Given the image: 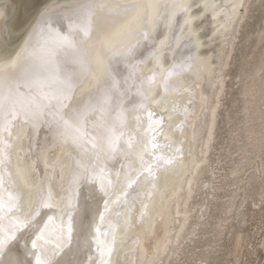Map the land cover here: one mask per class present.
<instances>
[{
  "label": "bare ground",
  "instance_id": "bare-ground-1",
  "mask_svg": "<svg viewBox=\"0 0 264 264\" xmlns=\"http://www.w3.org/2000/svg\"><path fill=\"white\" fill-rule=\"evenodd\" d=\"M74 2L75 0H0V73L9 74L4 88L0 90L4 95H8L9 91L13 95L17 92H29V88L23 84L22 73L30 66V62L21 67L13 61L15 53L20 51L30 36L36 57L42 55L41 31H46L48 25L40 19V12L51 9L59 20L71 11ZM156 2L166 3L169 0ZM184 2L191 6L188 10L190 18L186 20L180 15L174 18L175 73L170 78L171 87L168 91H165L159 82L160 77L154 76V73L173 66L172 52L165 51L160 57L153 59L147 49L142 48L138 59L131 63L113 65V75L119 81L120 91L113 101V108L104 116L109 122L116 123L119 139L115 150L106 151L97 160L93 152L98 149L93 144L99 145L105 133L103 129L94 128L92 122L87 124V134L82 137L83 144L78 146L72 143L71 138L67 143L54 140L48 125L43 122L32 124L25 122L23 116L9 114L10 123L5 128L0 118V148L6 149L7 153L5 165L0 166V201L5 205L10 196L15 198L17 184H26L33 193L43 186L46 193L51 192L56 202L64 201L67 204L72 201L77 189L71 184L70 177L78 159L89 165V180L99 187L101 180L115 183L119 178L123 183L127 175H138L136 170L140 167V160L135 153L144 148L145 142L146 159H152L153 153L162 158L160 167L155 169L148 181L139 187L133 185L132 189H127V197H121L118 203L110 206L103 222L99 217L96 218V226L101 229L96 237L100 247L98 249L96 241H93L90 250V256L96 264H176L185 249L189 253L193 252L195 247L191 248L187 244H192L198 227L208 225L204 218L208 213L209 202L214 203L216 199L222 202L225 197L226 177L223 173L220 174L223 168L212 167L214 163L220 164L221 160L219 158L212 163L210 153L214 151L215 127L222 106L225 69L233 48V42L224 38L233 25L234 31H237L241 18L237 19L238 14L233 13L232 5L237 0ZM205 5L210 7L206 8ZM205 18L210 19L206 23L210 28L208 39L203 42ZM53 27L59 31H67V22H57ZM161 31H165L163 26L155 33L157 41L164 38L160 35ZM201 31L203 35L200 34ZM165 35L171 39V33L165 31ZM216 41L219 44L215 45L216 52H212L209 48ZM128 42L125 29L117 27L112 30L104 52L107 54L110 49L122 47ZM180 44L185 46L179 47ZM204 48L208 50L204 51ZM189 55L194 63L184 62ZM58 60L60 77L75 79L81 75V67L72 56H60ZM91 70L95 76H89L81 87L74 89L66 101L69 107L87 104L89 94H93L94 99L98 96L97 89L101 87L103 80L97 78L100 71L95 57L91 60ZM32 91L35 92V89ZM118 112L123 113L122 124L116 121ZM100 115L95 114L90 121L99 120ZM104 143L107 148L106 141ZM169 159L171 163L167 162ZM93 168L95 172L92 171ZM204 173H209V179H212L204 181ZM231 174H236V171L233 170ZM218 180L220 186L215 187ZM207 182L209 185H206ZM218 191L219 198L216 196ZM237 192H233L230 200ZM196 198L199 201L196 202ZM82 199L88 204L87 190L82 193ZM100 203V198L93 195L87 220H91ZM215 205L212 207H217ZM232 207L231 202L229 206L221 203L219 212L222 216L217 224V237L220 240L226 231L227 218H223V215L230 212ZM29 209L30 204L26 200L23 209L25 214ZM14 211L17 215L20 214L19 210ZM43 212L47 215L41 218L40 223L41 227L47 224L49 239L46 247L51 250L50 254L56 253L53 258L60 260L61 264L88 259L89 253L78 254L75 243L70 251L59 248L62 228L60 208L44 209ZM48 215L52 216L51 221L48 220ZM29 235L30 233L25 234L24 239ZM190 235L191 240L188 241ZM199 235L207 234L198 232L197 236ZM22 245L23 240L9 241L4 253H0V264H9L13 259L24 260Z\"/></svg>",
  "mask_w": 264,
  "mask_h": 264
},
{
  "label": "snow or ice",
  "instance_id": "snow-or-ice-1",
  "mask_svg": "<svg viewBox=\"0 0 264 264\" xmlns=\"http://www.w3.org/2000/svg\"><path fill=\"white\" fill-rule=\"evenodd\" d=\"M244 6L243 0H237V3L232 5L233 13L238 14V10ZM190 7L184 0H169L166 3H157L156 0H75L71 11L59 20L51 9L42 10L40 19L48 25L46 31H41L42 55L36 57L30 36L20 51L15 53L13 61L21 67L30 62V66L22 73L23 84L29 88V92H17L13 95L9 91L8 95H4L0 91V118L4 127L6 128L10 123L9 114L23 116L25 122L47 124L54 140L67 143L71 138L72 143L79 146L83 144L82 137L87 134V124L92 122L94 128L103 129L105 133L99 145L93 144V147L98 149L97 152H93L97 160L106 151L115 150L119 139L116 134V123L109 122L104 116L113 108V101L120 91L119 81L113 75V65L131 63L138 59V53L142 48H146L153 59L160 57L165 51L172 52L173 66L165 68L163 72L154 73V76L160 77L159 82L165 91H168L171 87L170 78L175 73L174 18L177 15L186 20L190 18L188 16ZM205 7L210 6L205 5ZM60 21L67 22V31H59L53 27ZM161 26L166 32L171 33V39L165 35V31H161L160 35L164 38L157 41L155 33L161 29ZM117 27L125 29L129 42L122 47L112 48L105 54L104 46L109 43L110 34ZM69 55L81 67V75L75 79L62 78L58 74V58ZM93 57L99 65L100 75L97 78L103 80L101 87L97 89L98 96L94 99L93 94H89L87 104L69 107L66 101L69 100L74 89L81 87L89 76H95L91 70ZM184 62L194 63L190 55ZM8 75V73H0V90L4 88ZM32 89H35V92ZM66 108L69 110L65 111ZM97 113L101 114L100 119L90 121V118L95 117ZM123 120V113L118 112L116 121L122 124ZM128 146L131 148V143ZM121 151L123 152V149ZM135 154L140 160V167L136 170L138 175H127L123 183L119 178L115 183L111 180L106 182L101 180L99 187L89 180V165L78 159L70 177L71 184H74L77 190L73 193L72 201L67 204L64 201L56 202L51 192L46 193L43 186L33 193L26 184H17L15 198L10 196L7 205L0 201V253H4L9 241L23 240L25 259H13L9 264H61L60 260L53 258L56 253L50 254L51 250L46 247L49 239L47 224L41 227L40 223L41 218L47 215L43 210L56 207L60 208L62 213L59 248L70 251L75 243L79 255L89 253V256L85 260L77 259L73 264H96L90 256L92 242L96 241V237L101 232L96 226V218L99 217L103 222L110 206L118 203L121 197H127L129 195L127 189H132L133 185L139 187L140 184L148 181L155 169L163 162L155 153L152 154V159L145 158L146 142L144 148L136 151ZM6 160V149L0 148V166H4ZM167 162L171 163V160ZM92 171L95 172V168ZM85 190L89 192L88 204L82 199ZM93 195L99 197L101 203L89 221L87 216ZM26 200L30 204V209L25 214L23 209ZM62 204L65 206L61 207ZM14 209L19 210L20 214L17 215ZM47 218L51 221L52 216L48 215ZM29 233L28 238L24 239L25 234ZM96 243L99 249V241ZM208 264H211V261Z\"/></svg>",
  "mask_w": 264,
  "mask_h": 264
},
{
  "label": "rangeland",
  "instance_id": "rangeland-1",
  "mask_svg": "<svg viewBox=\"0 0 264 264\" xmlns=\"http://www.w3.org/2000/svg\"><path fill=\"white\" fill-rule=\"evenodd\" d=\"M244 5L237 16L241 18L239 28L234 31L233 25L224 38L233 42V48L225 69L223 108L219 110L215 127L216 142L210 153L212 163L221 160V165L211 164L224 170L220 174L226 177L225 197L222 202L219 199L209 202L207 216L210 219L204 218L208 227H198L199 233L207 235L197 236L196 232L192 244H187L196 249L192 253L185 249L176 264H208L209 261L211 264H264V0H245ZM203 20V42H206L210 28L206 23L210 19ZM218 44L214 42L209 49L216 52ZM202 177L204 181L212 179L209 173ZM218 182L214 186L219 187ZM235 191L237 194L230 200ZM216 196L219 198V191ZM230 202L233 207L223 215L227 218L226 231L220 240L217 237V224L222 216L219 209L221 203L229 206ZM214 205L217 207H212Z\"/></svg>",
  "mask_w": 264,
  "mask_h": 264
}]
</instances>
